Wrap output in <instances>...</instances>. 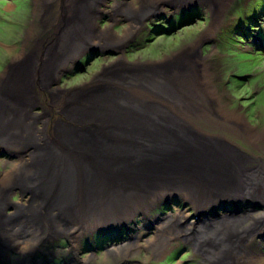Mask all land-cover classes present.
I'll list each match as a JSON object with an SVG mask.
<instances>
[{"label": "bare ground", "instance_id": "bare-ground-1", "mask_svg": "<svg viewBox=\"0 0 264 264\" xmlns=\"http://www.w3.org/2000/svg\"><path fill=\"white\" fill-rule=\"evenodd\" d=\"M34 1L37 19L27 32L20 56V60L27 57L26 66L7 73L0 86V146L5 148L11 136L9 121L18 116L20 122L21 115L33 104L36 96L32 89L42 88L55 97L56 104L59 103V91L52 86L57 71L66 61L90 48L101 51L118 47L133 35L134 25L144 24L147 19L164 12V4L176 8L205 4L211 9L227 0H141L136 8L132 3L115 2L114 14L121 13L129 22L122 37L112 30L99 31L94 25L101 5L99 0L87 1L88 4L86 0ZM62 4L66 12L64 18L60 14ZM50 22L55 26L62 23V29L42 51L44 37L41 34L48 31ZM39 51L41 64L33 57L29 61V55ZM191 57L187 54L145 75L129 71L127 65L120 64L102 74L103 81L109 82L111 77L120 91L91 88L77 93L70 105L65 102L63 115L78 129L57 127L55 133L71 153H63L60 148V170H55L51 149L42 147L33 156V162L41 170H21L28 167V162L17 168V181L34 192L28 208L16 203L10 207V211L14 209L10 217L1 206L2 196L0 252L6 245L18 244L24 238L23 233L25 237L38 239L36 244L46 235L70 237L76 233L72 237L74 243L79 234L93 229L100 231L99 227L104 228L107 223L114 228V224L132 221L136 211L146 215L149 203L160 198L159 194L175 192L199 210L197 217L210 210L204 220L211 222L219 217L218 212L212 211L218 205L244 199L260 200L261 216L235 215V212L231 219L214 222L212 233L201 224H191L195 228L196 245L203 251L210 250L206 256L208 262L233 264L228 261L255 258L253 262L260 263L258 256L256 259L250 255L253 251L248 252L246 239L252 237L249 226L247 230L241 227L255 217L252 219L254 228L264 229V162L255 161L256 167L251 168L250 155L238 147V142L254 147L256 134L241 117L225 111L213 101V95L206 91V83L199 74V59L196 56L189 59ZM122 66L125 69L120 68ZM96 125L100 129L93 130L91 126L96 128ZM132 200L139 203L136 208L106 223L97 220L101 217L97 211L104 206L122 205ZM156 221L161 222V228L159 235L150 242L153 247L156 244V248L161 242L164 246L169 235L188 231L182 229L187 223L184 212L163 220L156 217ZM22 226H25L23 233L20 232ZM123 248L124 245L118 249Z\"/></svg>", "mask_w": 264, "mask_h": 264}, {"label": "rangeland", "instance_id": "rangeland-1", "mask_svg": "<svg viewBox=\"0 0 264 264\" xmlns=\"http://www.w3.org/2000/svg\"><path fill=\"white\" fill-rule=\"evenodd\" d=\"M87 1L90 0H86L88 4ZM140 1L99 0L101 5L93 23L99 31L112 30L116 36L122 37L129 22L121 13L114 14V3H132L136 8ZM93 2L94 0L90 3ZM34 4V0H0V86L7 73L26 66L24 60L27 57L20 60V56L24 51L27 32L37 19L34 17ZM215 6L217 8L212 6L209 9L205 4H187L176 8L168 3L164 4V15L159 13L156 17L147 19L144 24L134 25L136 29L133 35L118 47L82 51L73 60L66 61L54 77L52 88L58 89L61 97L57 104L55 97L45 90L42 91V88L32 89L36 96L32 108L30 106L25 110L20 122L18 116L10 119L9 146H0V200L3 196L1 206L5 215L11 216L9 214L14 209L10 211V207L14 203L25 208L30 206L34 190H28L26 185L17 181V168L28 162V167L24 166L21 170H41L33 162L36 150L42 147L51 149L55 170H60V148L63 153H71L70 148L62 144L55 133L57 127L78 129L75 123L67 121L63 115L65 108L62 106L65 102L70 105L77 93H85L91 88H116L120 91L111 77L109 82L102 79V74L112 71L120 64L127 65L129 71L135 70L134 72L139 71L145 75L151 69L173 64L187 54L192 56L189 59L196 56L200 61L199 74L206 83V91L213 95V101L225 111L241 117L256 134L254 147L238 142V147L250 155L251 168L256 167L255 161L264 162V0H227L224 4ZM60 14L62 18L66 15L63 4ZM47 26L48 31L41 34L44 37L42 51L58 37L62 29V23L55 26L50 22ZM41 56L39 51L29 55L28 59L30 61L33 57L40 65ZM188 63L193 66L189 60ZM120 68L125 69L123 66ZM91 128L100 129L97 125V129L92 126ZM30 141L33 143L30 144ZM159 195L160 198L149 203L146 215L136 211L132 221L122 223L123 225L114 224L119 228L114 229L111 225L107 226V223L103 225L106 227H99L100 231L93 229L79 234L75 239L76 243L72 239L76 234L74 233L70 237L66 234L46 235L36 244L38 239L25 237V226H22L20 232L24 238L18 244L6 245L1 250L0 264H213L206 258L207 251L210 250L203 251L196 245L195 228L191 224H201L206 230L213 231V223L220 219H231L235 215L246 213L257 217L263 214L260 200L244 199L235 203L228 201L216 205V209L212 211L218 212L219 217L213 218L211 222L204 220L210 210L197 217L199 210L180 194L173 192L172 195ZM138 205V202L132 200L122 205L104 206L97 211L101 216L97 220L100 223L109 222ZM180 212L187 215V223L182 229L188 231L169 235L170 239L163 242L164 246L161 242L159 248L155 247L156 244L153 247L150 242L159 235L161 228V222L156 223V217L163 220ZM235 212L237 214L234 215ZM252 219L244 223L241 229L247 230L246 227L249 226L252 237L246 239L248 252L253 251L250 255L256 259L258 256L260 263L253 262L255 258L252 261L236 258L237 260L228 262L264 263V229L254 228ZM120 236L122 238L115 241ZM123 245L125 248L118 249ZM115 251L116 253H111ZM120 251L123 252L119 253ZM226 263L225 261L222 264Z\"/></svg>", "mask_w": 264, "mask_h": 264}, {"label": "water", "instance_id": "water-1", "mask_svg": "<svg viewBox=\"0 0 264 264\" xmlns=\"http://www.w3.org/2000/svg\"><path fill=\"white\" fill-rule=\"evenodd\" d=\"M124 227H126V226H124ZM115 228H119V227H115ZM114 228V229H115ZM150 230V228L149 229H147V231H149ZM122 238V236H120V237H117L116 239H115V241H119L120 239Z\"/></svg>", "mask_w": 264, "mask_h": 264}]
</instances>
